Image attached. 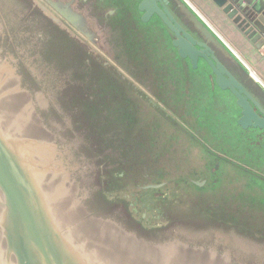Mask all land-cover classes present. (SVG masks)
Instances as JSON below:
<instances>
[{"label":"water","instance_id":"obj_1","mask_svg":"<svg viewBox=\"0 0 264 264\" xmlns=\"http://www.w3.org/2000/svg\"><path fill=\"white\" fill-rule=\"evenodd\" d=\"M214 1L264 46V11ZM0 29V264H264V84L186 0H0ZM141 101L136 147L108 111Z\"/></svg>","mask_w":264,"mask_h":264},{"label":"rangeland","instance_id":"obj_2","mask_svg":"<svg viewBox=\"0 0 264 264\" xmlns=\"http://www.w3.org/2000/svg\"><path fill=\"white\" fill-rule=\"evenodd\" d=\"M93 61H94V59H92V62ZM253 72L256 75H258L257 72H255L254 70H253ZM153 75H154V79H150V80H169V79H160V78H158L157 74H153ZM261 79L264 81L263 78H261ZM244 80H246V79H244ZM161 84H163V83H161ZM161 84L160 85L157 84L155 87L156 88V90H155L156 96L158 98L157 100H158L159 104H161V105H163L164 103L166 105H168L169 106V114H172V115L177 117L176 105H175L177 100L168 97L166 88L162 87ZM109 89H111V88H109ZM135 106H137V105H135ZM139 106H140V108L138 107L134 111V118L133 119L127 118L128 113L125 111L124 105H122L120 103H116L114 105V107L108 111L109 115L117 116L116 123H117V121H121V122H127L130 124L129 128H130L131 132L133 133V135L137 134L136 135L137 141L133 142V146L135 145L136 147L139 145L146 144V138L149 141H152L151 136L153 135V132H157V130L160 129V127L162 126V124L158 120V119H162L161 111L157 110L150 103H147L145 101H141V104ZM118 107H119V109H118ZM195 114H197V112H193V111L186 112V121L188 120L187 117L194 116ZM217 116H218V119L223 120V121L225 120L223 116L220 117V113H218ZM107 120L109 121V119H107ZM188 123L191 126H193L194 130L197 132L196 133L197 134L196 135V141H198L201 146L206 145L207 149L206 148L205 149L207 151H209V149H216V148H209V146H216V144H217L216 138L213 135H208V133L205 132V130L201 131L197 127V123H200V121L197 118H194L191 121V123L188 121ZM203 151H204L203 149H194V152L196 155H200ZM174 152H176V153L180 152V148H177L176 150H174ZM236 155L239 158H241L240 156L244 155V154H241V152L239 151L236 153ZM259 156H262L264 158L263 155H259ZM64 157H66V154H64ZM241 159H243L244 161H247L248 157L245 155V157L241 158ZM252 160H254V159H252ZM252 160H250L251 163H252ZM209 198H210L209 201L212 202V200H213V202L215 204L221 205V203H222L221 200L224 201V197L222 195H213V192H212L211 196H209ZM236 203L237 202L234 200H227L226 201V204H228L229 207H232V209H234V207H236ZM256 210H257L256 208L255 209L249 208L247 210V212L253 217V219L255 221H258L259 216H258ZM235 215L240 216L239 214H235ZM246 216L241 215L242 218L249 221L246 218Z\"/></svg>","mask_w":264,"mask_h":264},{"label":"trees","instance_id":"obj_3","mask_svg":"<svg viewBox=\"0 0 264 264\" xmlns=\"http://www.w3.org/2000/svg\"><path fill=\"white\" fill-rule=\"evenodd\" d=\"M198 6L205 11L210 17L217 19L215 21L220 27L229 33V37L236 45L239 51L246 56L252 66L262 75H264V50L262 46L255 44L250 37L246 35L240 27L227 13L222 6L214 0H195Z\"/></svg>","mask_w":264,"mask_h":264},{"label":"crops","instance_id":"obj_4","mask_svg":"<svg viewBox=\"0 0 264 264\" xmlns=\"http://www.w3.org/2000/svg\"><path fill=\"white\" fill-rule=\"evenodd\" d=\"M199 14L200 16L212 27V29L222 37V39L228 44L229 47L232 48V50L238 54V56L241 58L242 61H244L246 63V65L250 68V70L253 72V70L255 72H257V74L264 79V75H262L261 73H259L250 63V61L246 58V56H244L239 49L236 47V45L232 42V40L229 37V33L227 31H224L220 25L215 21V19H217V17L215 16V19L210 17L208 14L205 13L204 10H202L199 6H198V2L195 0H186ZM245 2L246 5L250 6L251 8H254L256 10H258L259 12L264 11V0H242ZM239 25V24H238ZM250 28H252L250 26ZM253 31L247 33L246 35L248 37H250L252 39V41L261 46L262 42L261 39H255V37H252V33L254 32V28H252ZM248 31V28L244 29V32L246 33ZM262 50H264V46H262ZM253 69V70H252ZM254 73V72H253ZM255 74V73H254ZM255 74V76L264 84V81Z\"/></svg>","mask_w":264,"mask_h":264}]
</instances>
